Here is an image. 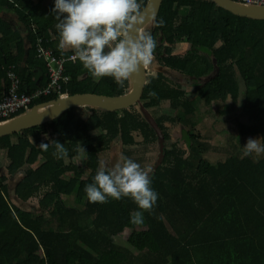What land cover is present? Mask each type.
<instances>
[{
    "label": "trees",
    "instance_id": "trees-1",
    "mask_svg": "<svg viewBox=\"0 0 264 264\" xmlns=\"http://www.w3.org/2000/svg\"><path fill=\"white\" fill-rule=\"evenodd\" d=\"M139 2L143 7L146 0ZM53 7L54 0H0V11L22 26L0 17V98L9 69L18 75L19 91L45 85L37 37L53 54L69 55L58 48ZM161 19L163 27L156 26ZM144 29L157 46L144 68L140 102L163 135L160 164L152 169L153 156L148 167V152L155 147L158 153L159 143L137 104L71 107L50 121L1 135L0 264H264V154L243 156L244 145L229 143L223 159L210 161L189 118L201 100L205 113L215 110L214 121L234 123L233 139L264 143V19L234 14L213 0H161ZM63 66L67 94L115 96L129 86L92 78L78 60ZM165 69L189 79L191 91ZM56 97L35 98L29 107ZM165 123L178 125L181 135L171 136ZM51 140L63 143L68 155L56 159L51 146L47 152L39 148ZM79 144L87 152L82 160ZM113 146L119 147L116 161L124 156L152 169L150 187L158 196L152 210L143 211L142 224L131 223V215L142 211L131 198L87 200L85 186L99 167L116 163L106 155ZM63 195L77 205H68Z\"/></svg>",
    "mask_w": 264,
    "mask_h": 264
},
{
    "label": "clouds",
    "instance_id": "clouds-1",
    "mask_svg": "<svg viewBox=\"0 0 264 264\" xmlns=\"http://www.w3.org/2000/svg\"><path fill=\"white\" fill-rule=\"evenodd\" d=\"M51 12L58 21L55 24L58 48L71 52L69 59L78 60L96 80L111 77L123 87L130 77L151 65L154 59L156 40L141 27L143 12L139 0H54ZM163 25V19L156 22L158 27ZM149 95L156 93L149 92ZM51 141V145L41 142L38 146L45 152L51 146L56 159L68 155L63 143ZM78 151L80 157L85 158L87 152L80 144ZM253 153L264 154V143L257 138H249L243 146V156ZM150 171L121 156L110 169L99 167L93 182L85 186L87 200L105 203L108 198H131L142 210L131 215V223L142 224L143 211H151L158 196L150 187Z\"/></svg>",
    "mask_w": 264,
    "mask_h": 264
},
{
    "label": "water",
    "instance_id": "water-1",
    "mask_svg": "<svg viewBox=\"0 0 264 264\" xmlns=\"http://www.w3.org/2000/svg\"><path fill=\"white\" fill-rule=\"evenodd\" d=\"M213 1L221 8L229 10L234 14L254 19H264V5H249L233 0ZM160 4L161 0H146L142 7L143 23L141 24V27L145 28V26L150 24V22L155 18ZM144 80L145 70L144 68H141L139 72L134 74L128 80L129 86L124 94L115 96L95 93L66 94L65 96L56 97L55 99L35 104L6 120H0V136L12 133L22 128L50 121L71 107L86 105L105 110H117L128 108L132 104H137V109L154 128L158 138L159 151L156 161L152 166V169L154 170L160 164L163 157V135L150 112L140 102Z\"/></svg>",
    "mask_w": 264,
    "mask_h": 264
},
{
    "label": "rangeland",
    "instance_id": "rangeland-1",
    "mask_svg": "<svg viewBox=\"0 0 264 264\" xmlns=\"http://www.w3.org/2000/svg\"><path fill=\"white\" fill-rule=\"evenodd\" d=\"M158 68L159 66L157 67V69ZM165 73L170 78H172V80L179 82L182 85V87L186 90V92L191 91L190 90L191 85L189 84V82H187L189 79L173 71H170L168 69H165ZM192 99L195 101V98L193 96H192ZM198 102L201 103V100H196L198 109L189 118L195 121L194 126L191 129L192 132L194 133V135L197 133L201 135L200 136L201 143L204 145V147H206L203 153L205 158H207L210 161H217V160L223 159L226 155V151L228 150L229 143H235L237 146H243L247 142L248 138L245 136L240 138V136L236 135L237 137L233 139L234 135L237 133V130H236V127L234 126V123L231 120H228V122H222L220 119H219V122L214 121L212 116H210V114L215 110H211L210 113H205L203 111L204 108L199 107L200 105L198 104ZM212 108L216 109V106L214 105ZM224 120H225V117H224ZM168 124L165 123V126L167 127L168 132L171 133V136L174 137L176 134L177 136L181 135V130H179L178 125H171V124L168 125ZM230 137L232 138L229 141L228 139ZM118 153H119V147L113 146L111 150H109V153H106V155L110 156V159L113 162H115L116 157L118 156ZM148 154L152 158L151 162L148 165L149 167L153 162V156H155L154 159H156L158 153L156 151V148L154 147L152 148L151 151L148 152ZM2 172L3 170L0 168V173ZM9 180L11 182H15V177ZM62 198L65 200V202L68 205H77L73 201L71 196L63 195ZM115 241L120 245L129 246L120 237H116Z\"/></svg>",
    "mask_w": 264,
    "mask_h": 264
},
{
    "label": "built area",
    "instance_id": "built-area-1",
    "mask_svg": "<svg viewBox=\"0 0 264 264\" xmlns=\"http://www.w3.org/2000/svg\"><path fill=\"white\" fill-rule=\"evenodd\" d=\"M243 4L249 5H264V0H233ZM36 56L42 58L46 68V82L45 85L37 87L35 90L22 92L18 90L19 78L12 70H7L8 86L0 98V119L11 115L18 110L29 108L30 103L35 98L46 96L54 93L57 97L65 96L67 93L62 91V87L68 81L69 77L64 74V62L70 60L69 56L55 55L49 46L42 42L41 37H37L35 41Z\"/></svg>",
    "mask_w": 264,
    "mask_h": 264
},
{
    "label": "crops",
    "instance_id": "crops-1",
    "mask_svg": "<svg viewBox=\"0 0 264 264\" xmlns=\"http://www.w3.org/2000/svg\"><path fill=\"white\" fill-rule=\"evenodd\" d=\"M0 17H2L3 19H5L6 21L8 20V23L10 22L11 25L14 28H16V29L22 28V26L19 23L15 22V20L13 19V17L10 16L6 11H4V12L3 11H0ZM22 31H23V29H22ZM40 77H41V74L38 71V69H36L35 79L38 80Z\"/></svg>",
    "mask_w": 264,
    "mask_h": 264
},
{
    "label": "flooded vegetation",
    "instance_id": "flooded-vegetation-1",
    "mask_svg": "<svg viewBox=\"0 0 264 264\" xmlns=\"http://www.w3.org/2000/svg\"><path fill=\"white\" fill-rule=\"evenodd\" d=\"M171 71V70H170ZM169 74V73H168ZM169 77V76H168ZM170 78V77H169ZM172 79V78H171Z\"/></svg>",
    "mask_w": 264,
    "mask_h": 264
}]
</instances>
